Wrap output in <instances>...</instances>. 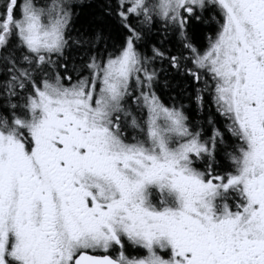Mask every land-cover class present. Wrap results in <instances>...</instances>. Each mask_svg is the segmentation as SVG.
Masks as SVG:
<instances>
[{
	"label": "snow or ice",
	"instance_id": "snow-or-ice-1",
	"mask_svg": "<svg viewBox=\"0 0 264 264\" xmlns=\"http://www.w3.org/2000/svg\"><path fill=\"white\" fill-rule=\"evenodd\" d=\"M0 264H264V0H0Z\"/></svg>",
	"mask_w": 264,
	"mask_h": 264
}]
</instances>
